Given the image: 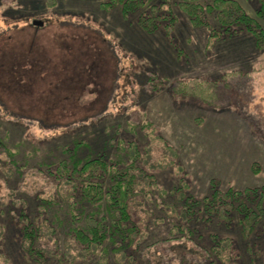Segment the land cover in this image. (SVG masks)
<instances>
[{
  "label": "rangeland",
  "instance_id": "rangeland-1",
  "mask_svg": "<svg viewBox=\"0 0 264 264\" xmlns=\"http://www.w3.org/2000/svg\"><path fill=\"white\" fill-rule=\"evenodd\" d=\"M102 1L57 0L53 8L47 7L45 0H0V32L7 31L12 37L0 54L7 60H24L21 76L13 86L8 87L13 72L0 80L5 86L0 94L7 107L0 112V136L8 135V146L20 145V159L28 156L32 168L65 159L62 150L74 139L88 143L97 154L117 135L118 141L136 140L142 148L151 145L150 163L155 165L166 156L160 139L177 153L175 165L151 171L159 188L167 193L185 182L198 200L212 187L223 193L229 189L264 190V45L258 46L244 33L210 48L207 30L191 25L175 4L173 38L161 31L149 34L134 17L126 20L117 10L101 9ZM235 1L264 30V20L255 13V2ZM33 20L44 24L33 26ZM83 41L87 47L79 43ZM61 42L71 43V53ZM108 44L117 59L114 78L104 53ZM77 53L82 57L76 59ZM195 80L213 83L216 98L184 97L173 90L177 82ZM109 91L102 112L105 117L97 123L93 121L98 117L87 120L96 114ZM73 95L70 101L63 98ZM58 97L68 106H57L49 116L51 125L44 126L39 118L44 116L46 103ZM73 121L77 123L67 126ZM114 150L109 147L108 154ZM177 165L181 172L177 173ZM8 185L0 180V197L8 192L4 189ZM22 185L30 190L43 184L41 178L28 174ZM176 194H169L164 201ZM26 195L23 189L20 196ZM4 222L2 249L11 264H40L27 262L16 227L9 220ZM159 229L153 230L152 236L156 240L167 238ZM228 231L225 234L236 237L241 264H264V244L261 257L251 262L238 230ZM164 246L150 249L151 261L162 255ZM109 264L117 263L111 259Z\"/></svg>",
  "mask_w": 264,
  "mask_h": 264
},
{
  "label": "trees",
  "instance_id": "trees-1",
  "mask_svg": "<svg viewBox=\"0 0 264 264\" xmlns=\"http://www.w3.org/2000/svg\"><path fill=\"white\" fill-rule=\"evenodd\" d=\"M246 1L255 2L256 16L264 20V0ZM44 3L54 8L57 0H45ZM173 4L187 16L191 25L207 30L210 48L219 41L244 33L251 35L258 46L264 45L263 28L235 0H103L100 8L117 10L126 20L134 17L146 33L161 31L172 39L177 24ZM6 32H0L1 52L12 38ZM79 43L84 44L82 47L88 44L85 41ZM61 46L69 53L70 48H74L70 42H61ZM112 51L108 44L104 53L109 67L112 64L111 75L114 78L117 59ZM77 54L76 59L83 55ZM22 61L19 57L7 60L5 54H0V80L6 78L7 73L14 74L8 87L13 86L16 78L19 80ZM212 84L198 80L180 81L173 90L184 97L204 99L212 95L215 99ZM4 87L0 81V90H5ZM109 96L110 91L105 94L96 114L88 116L87 120L98 117L93 121L97 123L105 117L102 112ZM63 98L70 101L74 95ZM65 100L58 97V100L47 102L44 116L39 121L44 126L51 125L50 114L60 104L67 107ZM3 108L7 109L0 94V112ZM76 123L73 121L67 126ZM7 140V134L0 136V180L9 182L4 187L8 192L0 197L2 264H11L2 249L5 220L16 227L27 262L40 264L92 261L109 264L111 259L117 264H241L243 257L236 251V237L232 233L225 234L228 229L234 233L238 230L251 262L261 257L264 190L255 188L238 192L229 189L223 193L210 187L208 195L198 200L190 194L185 182L167 193L159 188L151 172L175 165L177 153L163 140L158 139L168 157L164 156V160L155 165L150 163L151 145L142 148L136 140L128 143L118 141L116 135V140L109 146L105 144L107 147L97 154L92 153L88 143L74 139L62 150L65 159L39 163L32 168H29L28 156L20 159V145L8 146ZM109 147L115 149L113 154H108ZM176 171L181 172L178 165ZM28 174L41 178L43 185L31 186L30 190L24 188L22 183ZM11 182H18V185H11ZM23 189L27 192L26 197L20 196ZM176 192L170 201H164L170 197L169 194ZM157 228H162L167 238L161 236L163 239L156 240L152 233ZM188 243L192 249L186 250ZM158 245L166 246L162 255L151 261L150 249Z\"/></svg>",
  "mask_w": 264,
  "mask_h": 264
},
{
  "label": "water",
  "instance_id": "water-1",
  "mask_svg": "<svg viewBox=\"0 0 264 264\" xmlns=\"http://www.w3.org/2000/svg\"><path fill=\"white\" fill-rule=\"evenodd\" d=\"M43 22L42 21H40V20H33L32 21V25L33 26H36V27H42L43 26Z\"/></svg>",
  "mask_w": 264,
  "mask_h": 264
}]
</instances>
